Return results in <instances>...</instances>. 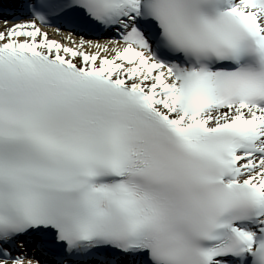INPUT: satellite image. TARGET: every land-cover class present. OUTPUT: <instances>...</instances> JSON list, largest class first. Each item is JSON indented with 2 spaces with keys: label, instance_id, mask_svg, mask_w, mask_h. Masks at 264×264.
<instances>
[{
  "label": "snow or ice",
  "instance_id": "1",
  "mask_svg": "<svg viewBox=\"0 0 264 264\" xmlns=\"http://www.w3.org/2000/svg\"><path fill=\"white\" fill-rule=\"evenodd\" d=\"M0 264H264V0H0Z\"/></svg>",
  "mask_w": 264,
  "mask_h": 264
}]
</instances>
